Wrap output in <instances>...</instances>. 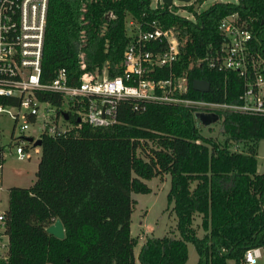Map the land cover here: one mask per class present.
Here are the masks:
<instances>
[{"label": "trees", "instance_id": "obj_1", "mask_svg": "<svg viewBox=\"0 0 264 264\" xmlns=\"http://www.w3.org/2000/svg\"><path fill=\"white\" fill-rule=\"evenodd\" d=\"M152 1L49 0L42 81L51 82L65 69L69 83L79 84L81 53L87 71L101 73L107 66L109 77L121 74L131 40L127 23L133 17L145 29L156 20L178 31L184 50L174 70L187 73V96L242 102L245 80L238 71L196 61L210 44H223L219 24L231 13L262 29L264 0H215L199 13L203 0H194L187 7L196 21L177 13L180 5L155 8ZM160 72L169 74L167 68ZM197 78L210 82L208 92L193 88ZM39 96L61 102L56 93ZM3 102L13 99L0 96ZM217 113L222 139L205 135L196 109L182 104L122 99L117 121L106 126L78 125L77 115L69 113L70 130L56 137L42 135L36 180L7 189L10 264H137L132 194L150 192L146 180L166 173L171 174L168 203L179 236L148 235L140 264H185L189 242L199 253L196 264H227L228 259L247 264V249L264 248V171L258 170L257 157L264 115L229 109ZM58 218L64 238L47 231Z\"/></svg>", "mask_w": 264, "mask_h": 264}, {"label": "built area", "instance_id": "obj_2", "mask_svg": "<svg viewBox=\"0 0 264 264\" xmlns=\"http://www.w3.org/2000/svg\"><path fill=\"white\" fill-rule=\"evenodd\" d=\"M193 1L186 4L191 5ZM160 3L162 0L153 7L157 8ZM48 6L49 0H0V96L13 99L12 103H0V114H10L23 133L17 137L19 159L31 157L28 143L42 138L44 133L56 137L70 130L73 123L69 113L77 115L78 125L83 121L95 126L116 122L122 99L182 104L195 108L197 113L229 109L264 115V27L255 29L238 12L225 16L219 24L225 39L223 44H210L205 56L196 61L201 65L206 63L209 68L236 70L244 78L242 102L228 103L187 96L188 75L185 71L174 70L184 50V40L178 31L156 20L145 29L133 17L127 23L131 40L124 52L121 74L109 77L107 66L101 73L87 71L84 53H81L84 72L79 84L69 83L65 69H61L51 82H43ZM196 10L199 13L200 6ZM185 17L197 20L196 14ZM154 43H166V47L153 49ZM163 68L168 69V75L161 74ZM42 92L59 94L61 102L42 99L39 96ZM66 113L68 118H65ZM20 118H23L22 123H19ZM26 131L31 132L26 135ZM29 137L33 140L29 141ZM9 247L10 238L2 212L0 264H10ZM262 249H247L246 263L258 264L263 257Z\"/></svg>", "mask_w": 264, "mask_h": 264}, {"label": "rangeland", "instance_id": "obj_3", "mask_svg": "<svg viewBox=\"0 0 264 264\" xmlns=\"http://www.w3.org/2000/svg\"><path fill=\"white\" fill-rule=\"evenodd\" d=\"M215 0H203L200 4V9L207 6L210 2ZM238 2V0H222ZM158 0H153L152 5L155 6ZM176 5H180L179 13L184 16L193 17L195 15L193 10L187 7L186 2L174 0ZM108 74V73H107ZM23 122L20 118L19 123ZM31 131H26V135ZM202 132L205 135H212L222 139L223 135L219 132L217 122L210 125L203 124ZM23 133L19 129L18 123L15 124L13 117L4 112L0 114V147L3 152V162L0 167V212L8 206V190L7 187L12 184L31 185L37 178L34 160L36 156H40L34 149H41L40 145H35L34 141L29 142V152L33 153L31 159H19L16 154L17 137ZM15 137V138H14ZM238 148L237 146H235ZM241 148V146H239ZM0 152V153H1ZM258 170L264 171V139L259 142L258 147ZM34 180V181H33ZM151 187V191L147 193H133L135 199L134 211L132 213V233L137 237V245L135 247V256L137 264H140L139 252L141 246L148 235L163 236H179V231L176 227L177 217L172 210V206L168 203V192L171 187V174L166 173L162 176H155L146 180ZM2 186V187H1ZM201 219L196 220L199 222ZM200 234L203 230L200 228ZM263 257L260 258L258 264H264V248ZM199 260V253L194 243H188V259L185 264H196ZM227 264H235L232 259L227 260Z\"/></svg>", "mask_w": 264, "mask_h": 264}, {"label": "water", "instance_id": "obj_4", "mask_svg": "<svg viewBox=\"0 0 264 264\" xmlns=\"http://www.w3.org/2000/svg\"><path fill=\"white\" fill-rule=\"evenodd\" d=\"M180 1L190 2L192 0H180ZM162 2L171 5L173 4L174 0H162ZM192 85L194 89L201 91V92H208L210 89V82L204 79H200V78L194 79ZM196 116L201 121V123L205 125H210L214 122H217L220 119V115L216 112L201 111V112H198ZM68 117L69 115L66 113L65 118H68ZM28 139L29 141H32L33 137H29ZM34 144L41 146L42 138L35 140ZM47 231L55 235L56 237H59V238L65 237V227L60 218L56 219L55 222L47 228Z\"/></svg>", "mask_w": 264, "mask_h": 264}, {"label": "crops", "instance_id": "obj_5", "mask_svg": "<svg viewBox=\"0 0 264 264\" xmlns=\"http://www.w3.org/2000/svg\"><path fill=\"white\" fill-rule=\"evenodd\" d=\"M34 151H35V153L38 152V153L40 154V156H36V159L34 160V162H35V163H34V164H35L34 168H36L35 172H37L38 165H39V162H40V159H41V149L36 148V149H34ZM1 154H2V156H3V152H1ZM30 154H31V157H30V158H27V159H31L32 156H33V153L31 152V150H30ZM33 181H34V180H33ZM13 185L27 186V185H25V184L17 183V184H12V185L8 186L7 189H8L9 187L13 186ZM1 187H2V186H1ZM5 209H6V207H5L0 213L4 212Z\"/></svg>", "mask_w": 264, "mask_h": 264}]
</instances>
